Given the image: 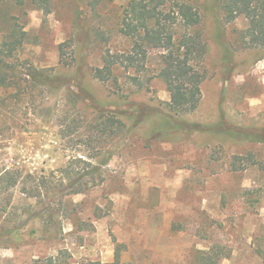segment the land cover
<instances>
[{
    "label": "rangeland",
    "instance_id": "obj_1",
    "mask_svg": "<svg viewBox=\"0 0 264 264\" xmlns=\"http://www.w3.org/2000/svg\"><path fill=\"white\" fill-rule=\"evenodd\" d=\"M128 1L50 0L51 12L43 14L32 0H0V37L17 22L28 34L20 61L75 81V65L85 73L102 64L103 51L129 48L118 31ZM198 6L206 77L197 107L179 82L152 78L138 88L120 68L117 86L85 77L100 101L120 110L144 103L154 112L113 143L104 180L84 193L56 194L47 209L44 193H23L42 178L56 182L55 170L88 150L59 119H10L0 109V264H32L60 249L71 254L62 264H112L116 250L119 264H193L196 251L209 248L222 253L219 264H264V142L208 130L151 137L169 104L178 108L176 119L264 128V50L238 48L236 32L247 21L225 23L220 0ZM63 42L70 68L60 64ZM153 54L146 76L159 66ZM79 108L87 118L94 114L88 103Z\"/></svg>",
    "mask_w": 264,
    "mask_h": 264
},
{
    "label": "trees",
    "instance_id": "obj_2",
    "mask_svg": "<svg viewBox=\"0 0 264 264\" xmlns=\"http://www.w3.org/2000/svg\"><path fill=\"white\" fill-rule=\"evenodd\" d=\"M198 1L129 0L121 8L118 29L129 39V48L117 53L103 51L102 64L87 69L85 73L82 67L75 65L72 71L75 81L57 73L53 67L39 68L28 60L20 61L19 52L28 42V34L20 24L13 22L6 31L1 30L0 109L6 113V118L27 120L33 115L44 123L59 119L88 150L83 156H71L59 170H55L59 172V176H52L56 182L42 178L34 189L23 188V193L29 197L44 193L47 199L43 203L47 209L55 201L56 194L84 193L98 185L104 180L103 169L114 155L113 143L126 139L132 129L154 112L144 103H138L131 110H120L113 102L100 101L84 86L85 77L117 86L114 71L120 68L129 73L128 79L138 88H143L152 78H159L169 86L172 82H179L187 88L191 104L197 107L201 99V83L206 77V43L200 29ZM32 3L43 14L51 12L50 0H32ZM220 9L227 24L238 17L247 21V26L236 32L238 48L264 50V0H220ZM66 43L59 45L60 64L70 68L72 64L62 58ZM153 53L159 66L153 75L146 76L147 63ZM85 103L94 111L91 118L78 112L80 105L84 107ZM168 107L169 112L161 113V119L155 123L158 126L152 129V138L168 131L208 130L264 142V128H242L223 120L213 125L189 122L176 119L178 108L170 104ZM195 254L193 264H219L222 258V253L213 248L197 250ZM70 258L67 249H60L57 255L37 258L32 264H62ZM119 263L116 250L112 264ZM89 264L106 263L90 261Z\"/></svg>",
    "mask_w": 264,
    "mask_h": 264
}]
</instances>
